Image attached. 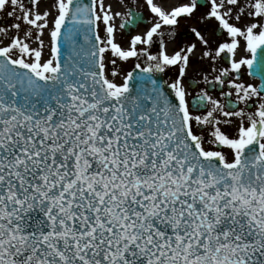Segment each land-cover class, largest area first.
<instances>
[{
	"label": "snow or ice",
	"instance_id": "6c2138e0",
	"mask_svg": "<svg viewBox=\"0 0 264 264\" xmlns=\"http://www.w3.org/2000/svg\"><path fill=\"white\" fill-rule=\"evenodd\" d=\"M0 264H264V0H0Z\"/></svg>",
	"mask_w": 264,
	"mask_h": 264
}]
</instances>
